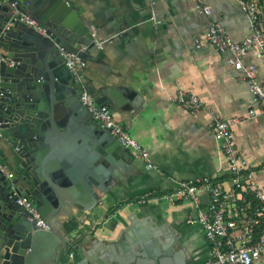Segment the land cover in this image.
I'll list each match as a JSON object with an SVG mask.
<instances>
[{
  "label": "crops",
  "instance_id": "0c3cea01",
  "mask_svg": "<svg viewBox=\"0 0 264 264\" xmlns=\"http://www.w3.org/2000/svg\"><path fill=\"white\" fill-rule=\"evenodd\" d=\"M66 1L96 26L98 40L103 42L101 49L91 50L95 61L88 62L84 71L86 88L91 92L102 85L125 86L136 92L113 113L148 151L156 169L147 170L142 160L131 155L134 169L129 177L100 194V202L85 213L83 222L62 217L64 227L70 220L77 223L71 233L75 239L93 229L90 241L94 244L89 256L70 249L60 264L91 262V257L99 258L105 251L125 264H134L142 247L164 252L169 243H173L172 253L183 254L186 264H205L210 252L203 231L186 221L207 205V194H200L197 205L164 195L173 192L180 181L204 177L225 190L233 188L228 163L213 135L214 117L239 118L232 126L235 149L254 171L255 182L264 186V115L248 117L252 96L243 74L227 63L225 53L208 46L196 48L212 22L222 24L235 42L244 40L250 34L244 12L236 0H152V7L150 0ZM111 13L129 18L128 36L112 31L108 22ZM243 61L256 65L264 87V55L252 48ZM178 88L198 96L202 111L192 114L173 103ZM84 132L68 123L57 127L55 153L64 143L83 144L82 139L87 138ZM12 139L9 135L0 138V166L15 175L10 184L17 178L20 161ZM86 145L89 149H75L76 159L97 154L90 171L101 176L102 156L92 144ZM161 256L166 263L173 262V256ZM255 264H264V253Z\"/></svg>",
  "mask_w": 264,
  "mask_h": 264
},
{
  "label": "water",
  "instance_id": "95a60500",
  "mask_svg": "<svg viewBox=\"0 0 264 264\" xmlns=\"http://www.w3.org/2000/svg\"><path fill=\"white\" fill-rule=\"evenodd\" d=\"M13 10L35 19L45 33L20 22ZM108 22L114 33L128 36L127 16L111 13ZM98 39L96 26L66 0H0V53L4 58L0 60V138L14 137V150L21 145L15 150L20 161L13 183L18 193L32 199L46 226H38L32 214L15 203L9 183L15 175L8 172L13 174L8 179L0 172V264H60L72 245L78 255L89 256L93 229L75 239L71 233L77 228L67 231L62 217L83 222L85 213L100 202V194L124 181L134 169L130 152L92 120L79 102L83 86L72 82L59 55L62 47L93 62L91 50L95 42H101ZM91 93L98 104L114 111L136 92L125 86L102 85ZM65 123L78 125L87 138L83 144L64 143L55 153L56 129ZM86 142L102 156L101 176L90 171L97 154L89 158L80 154L81 159H76L83 148L89 149ZM171 244L164 252L142 247L134 264H186L183 254L172 253ZM164 253L174 257L172 263H166ZM98 257L77 264H125L107 251Z\"/></svg>",
  "mask_w": 264,
  "mask_h": 264
},
{
  "label": "built area",
  "instance_id": "2783aa9c",
  "mask_svg": "<svg viewBox=\"0 0 264 264\" xmlns=\"http://www.w3.org/2000/svg\"><path fill=\"white\" fill-rule=\"evenodd\" d=\"M150 1L152 7L153 1ZM236 2L247 18L249 36L241 42H235L222 24L212 22L202 38V43L197 44L196 48L208 46L216 52L225 53L227 63L243 74L252 96L248 117L264 115V87L259 83L257 67L243 61L252 48H257L259 54L264 55V12L258 0ZM14 5L15 3L12 4ZM13 15L28 27L41 34L45 33V29L29 15L18 10H13ZM153 15L152 11V19ZM94 44L97 49L103 46V42ZM59 55L71 74L72 82L83 86L79 102L86 108L92 120L108 131L134 158L142 160L147 170L156 169L150 162L148 151L117 122L113 111L106 105L98 104L94 95L86 88L84 71L87 62L62 47L59 48ZM3 59L0 53V60ZM9 64L14 65V62L10 61ZM172 102L192 114L202 111V102L198 96L182 88L175 90ZM238 122L237 117L229 119L214 117L212 122L214 138L220 144L233 178L231 190H225L210 178L204 177L180 181L173 192L164 195L169 200H189L197 205L200 194H207V205L186 221L187 224L199 226L203 231L210 252L205 264H255L264 253V186H259L255 182L254 171L249 169L246 159L235 149L232 126ZM20 148L21 145H17L15 150L18 151ZM0 172L8 179L13 177L12 173L6 172L1 166ZM10 185L15 203L32 214L38 226L45 228L33 207L32 199L26 194L18 193L15 184ZM73 257L74 254L70 252L68 258L72 260Z\"/></svg>",
  "mask_w": 264,
  "mask_h": 264
},
{
  "label": "trees",
  "instance_id": "16d2710c",
  "mask_svg": "<svg viewBox=\"0 0 264 264\" xmlns=\"http://www.w3.org/2000/svg\"><path fill=\"white\" fill-rule=\"evenodd\" d=\"M258 3L260 4V6H263L261 4H264V0H258ZM262 8L264 9V7ZM109 213H111V211ZM65 228L67 231H73L77 228V223L74 222L73 220H70L65 224ZM72 248H73V245L70 247V249Z\"/></svg>",
  "mask_w": 264,
  "mask_h": 264
},
{
  "label": "rangeland",
  "instance_id": "374dc122",
  "mask_svg": "<svg viewBox=\"0 0 264 264\" xmlns=\"http://www.w3.org/2000/svg\"><path fill=\"white\" fill-rule=\"evenodd\" d=\"M261 5H263L262 7H264V4H261Z\"/></svg>",
  "mask_w": 264,
  "mask_h": 264
}]
</instances>
